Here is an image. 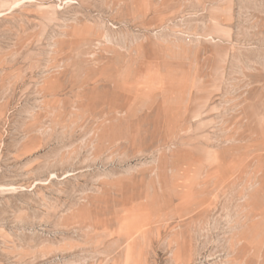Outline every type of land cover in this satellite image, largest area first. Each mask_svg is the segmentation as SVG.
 I'll return each mask as SVG.
<instances>
[{
  "label": "rangeland",
  "instance_id": "374dc122",
  "mask_svg": "<svg viewBox=\"0 0 264 264\" xmlns=\"http://www.w3.org/2000/svg\"><path fill=\"white\" fill-rule=\"evenodd\" d=\"M0 264H264V0H0Z\"/></svg>",
  "mask_w": 264,
  "mask_h": 264
}]
</instances>
